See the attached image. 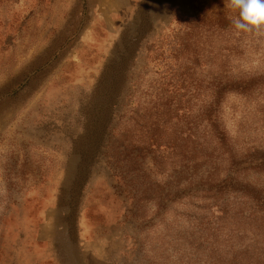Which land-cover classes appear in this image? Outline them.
<instances>
[{
  "label": "rangeland",
  "instance_id": "obj_1",
  "mask_svg": "<svg viewBox=\"0 0 264 264\" xmlns=\"http://www.w3.org/2000/svg\"><path fill=\"white\" fill-rule=\"evenodd\" d=\"M225 2L0 0V264H210L197 228L206 202L170 205V193L198 184L212 162L170 184L169 162L128 167L115 130L118 115L170 66V44L185 26L195 75L220 72L225 38L208 28L223 26L239 51L232 74L264 76V35L238 33ZM126 42L136 43L126 96L85 166L74 144L102 71ZM254 101L230 93L220 103L236 146L262 142Z\"/></svg>",
  "mask_w": 264,
  "mask_h": 264
},
{
  "label": "trees",
  "instance_id": "obj_2",
  "mask_svg": "<svg viewBox=\"0 0 264 264\" xmlns=\"http://www.w3.org/2000/svg\"><path fill=\"white\" fill-rule=\"evenodd\" d=\"M208 29L213 35L222 32L220 37L225 38L219 49L220 72L208 78L193 73V65L185 60L193 46V41L184 37L185 26L174 36L178 40L170 44V66L164 74L141 98L134 97L137 103L131 109L125 108L118 115L115 132L121 149L116 153L132 170L136 165L144 170L149 157L155 167L169 162L170 184L180 182L182 173L196 176L201 165L212 162L209 171L200 173L198 184L188 181L184 187L175 186L170 205L191 199L206 202L197 228L201 230L199 247L212 264H264V137L262 142L247 140L245 145L236 146L239 143L221 124L220 106L230 93L254 98L255 110L264 122V76L233 75L230 62L239 57L234 35L223 26H216L213 32ZM124 49L120 58L102 71L88 105L85 134L74 144L85 166L100 148L126 96L136 43L126 42ZM193 54L199 55L196 51Z\"/></svg>",
  "mask_w": 264,
  "mask_h": 264
},
{
  "label": "clouds",
  "instance_id": "obj_3",
  "mask_svg": "<svg viewBox=\"0 0 264 264\" xmlns=\"http://www.w3.org/2000/svg\"><path fill=\"white\" fill-rule=\"evenodd\" d=\"M225 7L238 33L264 35V0H226Z\"/></svg>",
  "mask_w": 264,
  "mask_h": 264
}]
</instances>
